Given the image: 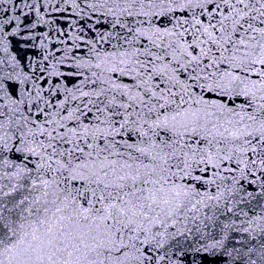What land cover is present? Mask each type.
Instances as JSON below:
<instances>
[{"label":"snow or ice","instance_id":"1","mask_svg":"<svg viewBox=\"0 0 264 264\" xmlns=\"http://www.w3.org/2000/svg\"><path fill=\"white\" fill-rule=\"evenodd\" d=\"M0 264H264V0H0Z\"/></svg>","mask_w":264,"mask_h":264}]
</instances>
